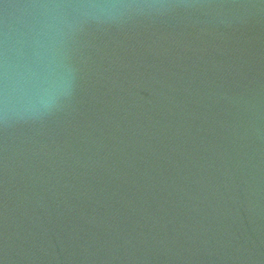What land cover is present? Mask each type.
Returning <instances> with one entry per match:
<instances>
[{
    "label": "water",
    "instance_id": "water-1",
    "mask_svg": "<svg viewBox=\"0 0 264 264\" xmlns=\"http://www.w3.org/2000/svg\"><path fill=\"white\" fill-rule=\"evenodd\" d=\"M0 264H264V0H0Z\"/></svg>",
    "mask_w": 264,
    "mask_h": 264
}]
</instances>
